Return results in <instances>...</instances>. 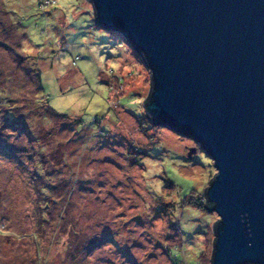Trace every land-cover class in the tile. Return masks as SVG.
Listing matches in <instances>:
<instances>
[{
    "label": "clouds",
    "instance_id": "obj_1",
    "mask_svg": "<svg viewBox=\"0 0 264 264\" xmlns=\"http://www.w3.org/2000/svg\"><path fill=\"white\" fill-rule=\"evenodd\" d=\"M5 12L16 15L5 17ZM97 14L95 0H0V19L6 24L21 22L29 25L15 29L7 40L0 29V40L11 43L16 53L27 57L28 63L39 69L33 79L37 81L36 87L43 86L44 89L43 95L38 97L31 86L21 87L22 82L11 74L8 53L0 49V68L5 63L9 65L5 77L0 78V140L10 146L17 142L6 125L10 120L15 121L20 113L6 112L7 100L3 98L19 100L21 112L28 113L24 120L29 130L42 137L37 151L49 158L47 170L52 175L45 176V180L58 185L63 193L55 213V231L46 238L49 241L47 249L32 244L35 232L21 234L15 221L0 220V253L11 248L17 252L21 264L33 252L38 256L46 254L53 264H93L97 249L77 251L74 247L77 237L95 231V217L84 219L77 215L79 193L81 189L95 187L102 179L115 183L123 178L118 167L105 159L109 151L115 152V161L124 165L127 173V157L121 156V152L127 153L133 147L139 149L149 143L140 124H133L134 131L127 130L132 124L129 109L137 119L145 118L146 111L150 113V108L146 109L142 104L147 97L134 95L143 92L145 86L138 81L147 73L137 64L134 50L126 41L97 27ZM40 105L44 110L39 116L32 115ZM61 120L67 122V133L59 127ZM157 141L161 147H168L162 138L158 137ZM155 148L153 144L149 151ZM141 163L145 165L146 173L138 168L134 172L144 177L140 183L148 191L142 193L144 201H136L140 204V213L150 217L152 204L161 198L181 201L185 192L193 199L199 198V185H180L179 182L180 175H195V169L185 168L169 154H162L161 160L145 156ZM171 169H175V173ZM209 171L214 173L215 169ZM165 175L180 186L174 190L166 189L164 180L157 179ZM13 184H16L15 180ZM6 186L11 192L12 185ZM193 187L197 191L192 192ZM4 188L5 185L0 184V192H4ZM12 200H16L15 205ZM12 200L0 199V216L8 214L10 205L25 215H31L33 205L30 200L23 196L19 199L13 196ZM172 219L179 220L181 232L189 235L188 241L181 239L176 245L175 255L185 264H194V261L199 264L205 239L203 235L195 236L194 230L197 224L202 229L211 224L213 217L201 216L197 221L193 204L186 202L183 207L177 203ZM24 227L31 228L32 223L26 222ZM162 228L163 225L155 224L149 229L147 238L159 239ZM9 235L17 242L14 247L5 245V237ZM108 244L104 240L99 248L104 249ZM207 247L211 248L210 235ZM10 257L11 252L0 254V261L6 262ZM112 264H120L119 259L113 257ZM165 264L170 262L165 261Z\"/></svg>",
    "mask_w": 264,
    "mask_h": 264
},
{
    "label": "water",
    "instance_id": "obj_2",
    "mask_svg": "<svg viewBox=\"0 0 264 264\" xmlns=\"http://www.w3.org/2000/svg\"><path fill=\"white\" fill-rule=\"evenodd\" d=\"M95 4L97 25L122 35L151 74L147 118L213 162L211 264H264V0Z\"/></svg>",
    "mask_w": 264,
    "mask_h": 264
},
{
    "label": "rangeland",
    "instance_id": "obj_3",
    "mask_svg": "<svg viewBox=\"0 0 264 264\" xmlns=\"http://www.w3.org/2000/svg\"><path fill=\"white\" fill-rule=\"evenodd\" d=\"M3 15L5 17L15 16L16 13L5 12ZM28 26V24L21 22H17L15 25L6 24L5 20L0 19V29H3L5 40L11 38V33L15 29L27 28ZM97 27L100 28L98 25ZM108 32L114 38L126 41L123 36L112 31ZM5 40H0V49L8 53V58L11 60V74L22 82L21 87L31 86L39 97L42 94L39 93L33 82V76L39 74V69L31 66L28 63V58L21 57L19 53L15 52L12 44L5 42ZM104 42L108 43L109 41ZM36 47L39 48L42 45H36ZM134 55L138 59L139 67L147 73L138 81L145 86L143 92H136L134 95L147 97L151 86V74L135 50ZM8 68L9 65L6 63L0 68V78L5 77ZM3 82L6 83V81ZM41 87L44 92L43 86ZM3 99L7 100L6 112L20 113V115L16 117L15 121H8V125H6L10 127L9 134L15 137L17 142L10 146L0 140V184L5 185L4 192H0V199L12 200L13 196L17 199L23 196L25 200H30L33 208L31 215H25L23 211H17L15 207L10 205L7 210L8 214L0 216V220L15 221L21 234L28 231L35 232V240L32 241V244L37 248L47 249L49 241L46 238L55 231V213L57 212L59 197L63 193L59 190L58 185L50 184L45 180V176L52 175L47 170L49 158L37 151L42 142V137L38 133L31 132L26 125L24 116L28 113L26 111L21 112L19 100ZM43 110L44 106L40 105L31 114L39 116ZM128 116L132 124L127 130L134 131L133 124H140L141 131H144L149 143L139 149L133 147L127 153L121 152V156L126 155L127 157V173L124 165L115 161V152L109 151L105 159L112 161L113 165L118 167L124 174L123 178L115 183H108L102 179L93 188L81 189L78 197L77 215L84 219L95 217V231L89 233L88 236L77 237L74 242L75 249L77 251L97 249L93 264H112L113 257L118 258L120 264H165V261L170 262V264H185L181 257L175 255V251L176 245L181 239L188 241L189 235L181 232L179 220L172 219V213L175 211L177 203L183 207L188 202L193 204V215L197 221L200 220L201 216L213 217L211 224H207L203 229L200 224H197L194 230L195 236L203 235L205 239L199 264H211L213 238H215L212 225L219 221V217L215 212L206 209L204 190L217 174L216 170L214 173L209 171L215 169L212 160L191 139L153 124L146 114H144L145 118L137 119L136 114L129 109ZM66 125V121H59V127L67 133ZM158 137L162 138L168 147H161L157 141ZM153 144L156 145V148L149 151ZM193 149H196V152L190 156ZM162 154H169L173 160L179 161L185 168L196 170L195 175H180L179 182L180 185H199L200 196L193 199L190 193L185 192L184 200L181 201L161 198L152 204L151 216L149 217L140 213V204L136 202L144 201L145 197L142 193L148 190L140 183L144 177L134 170L138 168L141 172L146 173L147 170L141 160L145 156H152L161 160ZM171 171L175 173V169H171ZM157 179H163L164 186L168 190H174L180 186L176 180L167 175L162 178L157 177ZM14 180L16 184H13ZM6 185H12L11 192L8 191ZM195 191L197 188L193 187L192 192ZM148 195L151 196L152 193L149 192ZM12 204L15 205L16 200H12ZM153 221L155 224L163 225L159 239L147 238L150 235L149 229L155 227ZM26 222H31L32 227H24ZM209 235L211 236V248L207 247ZM104 240L108 241L109 244L106 248L100 249L99 245ZM15 243L17 242L13 240L12 236L5 237V245L14 247ZM20 243L24 242L20 241ZM9 252H11L10 259L6 262L0 261V264H21L18 261L17 252L11 251V248H5L0 254L7 255ZM46 260L47 264H53V261L48 259L46 254L38 256L36 252H33L30 258H24L22 264H45Z\"/></svg>",
    "mask_w": 264,
    "mask_h": 264
},
{
    "label": "trees",
    "instance_id": "obj_4",
    "mask_svg": "<svg viewBox=\"0 0 264 264\" xmlns=\"http://www.w3.org/2000/svg\"><path fill=\"white\" fill-rule=\"evenodd\" d=\"M117 34H119V33H117ZM119 35H120V34H119ZM120 36H122V35H120ZM37 75H38V74H37ZM34 76H36V75H34ZM34 76H33V77H34ZM33 82H34V85H35V87H36V83H37V81H36V80H33ZM36 88H37V90L39 91V93L43 95L42 87L40 86V87H36ZM147 99H148V97H147ZM147 99L145 100V102L147 101ZM158 126H161V125H158ZM206 201H207V200H206ZM210 206H211V205L207 202V204H206V209L209 210V211H210ZM214 241H215V239H214ZM212 254H213V251H212ZM210 263H212V257H211Z\"/></svg>",
    "mask_w": 264,
    "mask_h": 264
}]
</instances>
